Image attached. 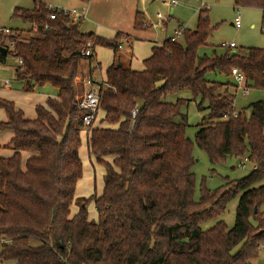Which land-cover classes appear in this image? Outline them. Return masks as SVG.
<instances>
[{"label":"trees","instance_id":"obj_1","mask_svg":"<svg viewBox=\"0 0 264 264\" xmlns=\"http://www.w3.org/2000/svg\"><path fill=\"white\" fill-rule=\"evenodd\" d=\"M233 1L235 7L264 11V0ZM33 3L32 8H13L14 17L31 24V34L12 28L9 35L0 33V44L4 38L14 42L7 55L22 59L15 78L27 83L26 91L50 84L57 95L38 104L33 119L25 117L14 101L0 97L7 116L0 120V131L13 134L5 145L13 153L0 155V260L255 264L264 251V100L252 102L247 116L244 109L234 108L230 86H237L231 78L237 67L248 87L264 88V47H249L248 54L230 49L219 54L214 49L211 55H200L217 28L208 9H200L195 28H184L179 41L168 38L154 45L144 68L137 70L121 63L117 54L126 33L107 38L84 32L80 22L57 9L51 19L53 10L44 0ZM133 26L136 31L144 28L141 10L136 11ZM88 42L93 51L99 45L111 47L115 57L101 89L100 110L107 126L93 124L87 134L89 156L104 165L105 176L101 194L82 197L72 214L77 182L83 175V111L77 105L75 80L80 60L93 59L94 54L81 55ZM7 55L0 53V61ZM209 72L227 80H209ZM182 91L200 98L199 109L208 108L195 142L210 162L235 157L256 165L239 180H227L214 190L203 187L199 200L194 198L196 177L191 168L194 142L186 134L187 114L182 112L188 99H168ZM136 105L139 110L133 119ZM23 151L31 153L24 167ZM238 195L233 227L224 220L201 227L221 216ZM91 200L97 220L89 218Z\"/></svg>","mask_w":264,"mask_h":264},{"label":"rangeland","instance_id":"obj_2","mask_svg":"<svg viewBox=\"0 0 264 264\" xmlns=\"http://www.w3.org/2000/svg\"><path fill=\"white\" fill-rule=\"evenodd\" d=\"M58 7H71L69 4H76L78 0H53ZM91 1V0H90ZM207 3L208 14L210 21L217 28L210 35L207 45L200 49V55H211L216 49L217 53H224L230 49L232 53L248 54L249 47H264V31L262 27L263 9L260 7H235L233 0H204ZM136 0H93V10L90 13L89 19L85 20L84 25L93 30H98V34L107 38H113L115 30L119 28H130V33L133 35L134 54L131 46L124 42L122 48H119L117 54L122 58L125 65L129 64L130 58L134 55L132 66L138 69L144 67L143 60L151 55L154 41H159L167 35H171L175 28H178V22L186 28H195L197 24L198 11L201 4L196 0H181L178 5H173L170 0H138L136 9L145 11L144 28L150 27L148 32H139L134 29V19L132 13L133 3ZM33 0H0V26L20 29L24 35L31 34V24L23 22L20 18L13 16L14 6L25 8L33 7ZM78 5V4H77ZM134 9V11L136 10ZM79 10V9H78ZM133 11V12H134ZM160 14V15H159ZM147 15V16H146ZM170 20H166L168 16ZM240 15L242 26L237 28L232 24L234 18ZM149 21H148V19ZM166 20L158 25L159 21ZM152 22V23H150ZM143 28V29H144ZM12 30V29H11ZM81 30L84 26L81 25ZM13 33V31L11 32ZM134 34L140 37L135 40ZM8 39L4 38V43ZM230 41L235 42V47L229 48ZM2 44L5 46V44ZM97 59L101 62V66L97 67L92 74L93 79L102 82L105 78V70L110 63L113 50L111 47L99 45L95 48ZM84 60V59H83ZM19 63V59L12 53L6 56L5 62L0 61V97L6 98L14 96L15 104L21 106L29 104L24 98V94L36 97L39 93L57 95V89L50 84L42 87H35L34 91H26L27 83L15 78V69ZM92 68L94 63L91 64ZM84 73L77 74V77L86 78ZM209 80L226 81L225 75L217 72H209L206 74ZM232 78V77H231ZM8 80L11 86H5L4 82ZM76 81V80H75ZM234 82H236L233 79ZM80 78L77 79L76 97L83 93L85 87ZM231 92L235 93L234 108L236 111L245 110L247 116L250 115L249 105L257 100H264V88L249 87L247 92L240 87L230 86ZM34 93V94H32ZM17 94H21L22 99H19ZM178 97L187 98V102L182 106V112L187 114L188 126L186 129L187 136L194 142L193 156L194 163L192 171L195 173V200H199L202 193V188L214 190L225 184L227 180H239L248 175L252 170V164L249 161H244L243 166L240 165V160L235 157H229L224 161L212 164L207 153L202 150L195 142L196 132L199 129V124L204 121V115L208 112V108L199 109L197 104L200 98L193 99L191 92L182 91L168 97L171 101H175ZM27 102V103H26ZM208 105L204 103V107ZM26 108V106H24ZM23 107V108H24ZM6 116L5 111L0 108V120ZM98 116L103 117V111H99ZM6 132V131H5ZM5 132L0 131V155L8 154L12 150L4 146L6 140ZM82 145L80 155L83 161V175L77 182L75 191V200L71 205L72 213H76L80 206L79 202L82 197H89L91 194H101L104 186L105 167L102 163H98L94 156L90 157L87 147V134L82 128L81 130ZM7 144V142H6ZM7 156V155H5ZM25 161L23 159V167ZM240 195L232 198L227 205L225 212L214 219H209L201 224L203 229L212 227L219 220H224L229 228L233 227L236 220V209ZM83 204V203H82ZM88 214L90 219H98V212L93 200L87 204ZM264 208V204L262 206ZM2 242H0L1 250ZM0 264H16L14 260H0ZM255 264H264V251L259 255Z\"/></svg>","mask_w":264,"mask_h":264},{"label":"built area","instance_id":"obj_3","mask_svg":"<svg viewBox=\"0 0 264 264\" xmlns=\"http://www.w3.org/2000/svg\"><path fill=\"white\" fill-rule=\"evenodd\" d=\"M196 1L200 2V4H201L200 9H208L207 3L204 0H196ZM170 2L173 5H177L180 1L179 0H170ZM47 6L49 9L53 10L49 15V17L51 19H54L56 17V12H54V10H56V9L59 11H62L64 14L69 15L72 18V20L75 22H79L86 17V9L85 8H83L81 11H79L77 9L58 7V6H54L52 4H47ZM237 8H240V7H237ZM148 21H149V19H148ZM163 22H164V20L159 21L158 25L163 24ZM150 23H152V22H150ZM234 26H236L237 28H240L242 26V21H241L240 15H237L234 18ZM11 29L12 28H10V27L0 26V33L4 34V35H9L12 32ZM183 29L184 28H182V27L179 29H176L174 34L170 37V39L172 41H179L183 37ZM262 30L264 31V25L262 27ZM126 40L128 41L129 39L126 38ZM5 44L7 45L6 47L8 49L9 48L13 49L15 47L14 42L9 40V39L7 40V42H5ZM235 45L236 44L234 41H230V43H229L230 47H235ZM119 47H121V43H119ZM93 54H94L93 45L91 42H88L86 47H84L81 50V55L82 56H90ZM22 63H23L22 59H19V64H22ZM232 75H233L234 80L236 81V84L238 85V87L242 88L244 90V92H247L246 77H245L244 73L242 71H240L237 67H235L232 69ZM77 78L78 77H76V79ZM80 80L83 81L85 89H84L83 93L77 95V97H76L77 105H78V108L83 111L82 128L89 132L91 127L93 126L95 120L98 117V113L100 110L101 89H102L104 82L103 81L100 82L97 79H93L90 76L86 77L84 79L80 78ZM4 84L7 87L10 86V82L8 80H5ZM138 110H139V107L137 105L132 109L131 115H132L133 119L136 117ZM244 161H247V160L244 159V160L240 161L241 166H243ZM255 167H256V165H252V168H255ZM262 247L264 250V244L262 245Z\"/></svg>","mask_w":264,"mask_h":264},{"label":"crops","instance_id":"obj_4","mask_svg":"<svg viewBox=\"0 0 264 264\" xmlns=\"http://www.w3.org/2000/svg\"><path fill=\"white\" fill-rule=\"evenodd\" d=\"M79 1V0H78ZM108 1H111V0H108ZM180 2L178 3V4H180L181 3V0H179ZM44 2L45 3H47V4H52V5H59V4H56L53 0H44ZM137 2H138V0H136V2H134L133 3V8H132V13H131V16L133 15V19H134V16H135V13H136V11L137 10H140V9H136L135 7H136V5H137ZM234 2V1H233ZM78 4V5H77ZM93 0H91L88 4H84V3H82V2H78V3H76V4H74V3H72V4H69V5H71L72 6V8L73 9H79V11H81L83 8H85L86 9V17L83 19V20H81V21H79L80 23H81V25H83L84 26V32H88V31H90V32H94L95 34H98L99 32H98V30L96 29V30H93V29H91V28H88V27H86L85 25H84V22H85V20H88L89 19V15H90V13L92 14V10H93ZM177 4V5H178ZM34 6V5H33ZM15 7V6H14ZM32 8V7H31ZM67 8H71V7H67ZM134 9H136L135 11H134ZM134 11V12H133ZM142 12H144L145 13V11H143V10H141ZM200 11V10H199ZM199 11H198V15H199ZM209 11V10H208ZM263 13H264V11H263ZM146 14V13H145ZM160 15V14H159ZM198 15H197V19H198ZM264 15V14H263ZM147 16V15H146ZM208 16H209V14H208ZM170 18H171V16L169 15L167 18H166V20H170ZM166 20L163 22L165 25H167V22H166ZM263 21H264V18H263ZM232 24L234 25V21L232 22ZM178 28H175V30L176 29H179V28H186L185 26H183V24H181L180 22H178ZM197 25V24H196ZM130 28H119V29H117V30H115V34L117 33V32H119V31H121V32H124V33H126L127 35L124 37V38H122V40L120 41V43H121V47H119V48H122V45H123V43L124 42H127L128 43V45H130L131 46V49H132V53L134 54V46H133V35H132V33H130V30H129ZM150 29V27H147V28H144V29H142V30H139V32L141 33V32H143V33H145V32H148V30ZM175 30H174V32H175ZM174 32L171 34V35H167V36H165L163 39H161V40H159V41H154V44H153V46L154 45H156V44H162L165 40H167L168 38H170L173 34H174ZM98 35H101V34H98ZM115 36V35H114ZM134 37H135V40H137V39H140V37H138L137 35H135L134 34ZM126 38H128L129 40L127 41L126 40ZM152 46V47H153ZM97 47V46H96ZM95 47V48H96ZM119 57V59L121 60V63H123L124 65H125V63H124V61H122V58L120 57V56H118ZM149 57V56H148ZM114 51H113V56H112V59H111V61H110V63L108 64V66L114 61ZM5 60H6V57L3 59V60H1V62H5ZM133 60H134V55L130 58V62H129V64L127 63V65L126 66H130L131 68H134V69H137V70H141V69H138V68H135V67H133L132 66V62H133ZM144 61V60H143ZM92 63H94V64H98L97 66H96V68L97 67H99V66H101V62L97 59V53H96V50L94 49V55H93V59L91 60V61H89L88 59H81L80 60V62H79V74H82V73H84L85 75H88V76H86V77H92V74H93V72L95 71V70H93V68H92ZM19 64V63H18ZM18 66V65H17ZM17 66H16V68H17ZM107 66V67H108ZM106 67V68H107ZM144 68V67H143ZM142 68V69H143ZM106 71V70H105ZM15 76H16V69H15ZM78 78H81V77H78ZM77 78V79H78ZM105 78H106V75H105ZM77 79H76V83H77ZM232 79H234V77H233V75H232ZM105 81V80H104ZM103 81V82H104ZM83 83V82H82ZM77 85V84H76ZM237 85V84H236ZM10 86H11V84H10ZM236 87H238V85L236 86ZM248 86H247V91H248ZM32 94H34V93H32ZM17 96L19 97V99H22V97H21V94H17ZM36 97H33V96H30V95H28V94H24V98L26 99V101H28V103L29 104H23V105H21V106H19V105H17L16 104V106L18 107V108H20V109H22L23 111H24V114H25V117H27V118H30V119H33V118H36V116H37V114H36V106L38 105V104H45L46 103V100H47V98L49 97V96H51V95H49V94H42V93H39L38 95H35ZM1 97H4V96H1ZM6 99H8V100H11V101H14V102H16V98L14 97V96H10V97H7L6 96ZM27 103V102H26ZM24 106H26V108L24 107ZM24 107V108H23ZM100 111V110H99ZM102 111V110H101ZM103 116H104V112H103ZM7 119V116H5L4 118H2L1 120H6ZM96 126H107V123L106 122H104L103 121V117H100V116H98L97 117V119H96V121L94 122V127H96ZM85 130V129H84ZM86 131V134H88L89 132L87 131V130H85ZM5 134H6V136H5V138H6V140L3 142L4 143V146L6 145V142L8 143L9 142V140L11 139V137H12V132L11 131H6L5 132ZM13 153V151H11V152H9L8 154H4V155H2V156H5V155H7V156H10L11 154ZM22 155H23V159H24V161L26 160V158L27 157H29L30 155H31V153L29 152V151H23L22 152ZM73 214V213H72Z\"/></svg>","mask_w":264,"mask_h":264},{"label":"water","instance_id":"obj_5","mask_svg":"<svg viewBox=\"0 0 264 264\" xmlns=\"http://www.w3.org/2000/svg\"><path fill=\"white\" fill-rule=\"evenodd\" d=\"M7 52H8V48L6 46L0 44V53L5 56V55H7ZM119 64H121V63H119Z\"/></svg>","mask_w":264,"mask_h":264}]
</instances>
